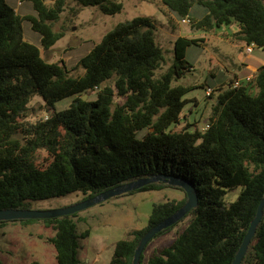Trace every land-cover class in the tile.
Returning a JSON list of instances; mask_svg holds the SVG:
<instances>
[{
  "label": "trees",
  "instance_id": "1",
  "mask_svg": "<svg viewBox=\"0 0 264 264\" xmlns=\"http://www.w3.org/2000/svg\"><path fill=\"white\" fill-rule=\"evenodd\" d=\"M21 1L30 12L19 13L16 0H0V209L31 208L34 201L75 191L88 198L150 175L176 176L195 187L197 206L156 234L189 218L146 261L142 252L140 263L231 264L264 197V64L247 85L234 86L235 80L223 72H207L200 86L211 89L207 97L216 94L204 126L194 118L173 130L171 125L183 118L189 100L184 95L192 86L172 82L191 70L187 49L202 39L176 37L172 61L157 75L166 59L155 40V24L148 16H136L91 43L72 66L47 62L40 48H50L64 35L53 24L65 0H51L50 5L47 0ZM75 1L96 5L105 14L123 7L118 0ZM160 3L172 27L185 17L192 28L204 31L237 23L235 38L264 51V0ZM27 28L36 41L26 38ZM77 67L83 73L70 75ZM92 93L93 98H82ZM35 94L48 107V116L29 122L24 115ZM66 97H72L69 104L57 109L55 102ZM38 149L51 158L44 167L35 164ZM236 185L242 187L237 198L226 203L224 193ZM165 187L183 191L154 181L120 195ZM185 200L153 203L147 224L115 241L109 264H132L140 237ZM77 214L0 220V234L10 221H41L53 231L46 239L55 249L56 264H85L79 257L80 238L89 231H78L83 218ZM241 264H264V209Z\"/></svg>",
  "mask_w": 264,
  "mask_h": 264
},
{
  "label": "rangeland",
  "instance_id": "2",
  "mask_svg": "<svg viewBox=\"0 0 264 264\" xmlns=\"http://www.w3.org/2000/svg\"><path fill=\"white\" fill-rule=\"evenodd\" d=\"M122 2L120 12L114 14L103 13L98 6H82L75 0H65L64 10L53 24V29L64 31V35L59 38L50 48H40L41 56L47 62L61 63L68 66L75 64L76 59L91 44L100 41L102 36L112 29L117 23L132 19L136 16H148L155 24V40L162 47L166 63L157 70V75L164 72L173 58V42L178 36H191L199 41V46H190L186 52V58L193 66L190 71L172 84H183L192 86L185 92L184 97L189 99L183 110L180 123H173L171 128L179 130L186 122H193L198 118V126H204L203 120L209 115L210 108L214 102L216 92L213 97L206 96V89L200 86L209 69L216 71L218 61L226 62L230 66V57L221 51L232 52L233 43L238 40L234 34L230 43H219L217 37L213 36L214 29L204 31L194 29L190 22H176L175 27L169 23L167 10L162 6L160 0H118ZM51 0H47L48 5ZM16 10L19 13H28L30 8L21 0H16ZM227 26V25H225ZM223 26V27H225ZM231 28V26H228ZM26 38L36 41L37 36L26 29ZM258 48H254L253 54H259ZM264 55V54H263ZM83 73L81 67H77L70 72V75L77 76ZM233 80V77H229ZM251 80V79H250ZM250 82V81H248ZM247 82V83H248ZM212 92V91H211ZM210 92V93H211ZM93 98L94 93L86 98ZM72 97H66L55 102L57 109L64 108ZM120 101V99L115 98ZM48 107L43 102L40 95L31 97L25 111L24 118L29 122L48 116ZM50 157L45 150L38 149L34 153L35 164L44 167ZM241 185H236L228 189L223 200L226 203L234 201ZM185 192L179 189L165 187L160 190H150L135 192L131 195H120L111 197L103 202L94 204L86 209L77 212L83 220L78 221L79 232L88 229L89 234L80 238L79 257L85 264H109L113 253V246L116 240L129 237V232L133 229H141L147 224V219L153 203H160L167 199H182ZM85 195L79 191L67 193L62 196L34 201L31 209H55L67 207L84 200ZM188 217L175 225L171 230L166 231L152 238L143 250L144 260L156 248L168 243L188 222ZM51 228L44 226L41 221H33L22 224L18 221L8 222L0 234V264H29L32 260H37L40 264H56L55 249L47 241V237L52 235Z\"/></svg>",
  "mask_w": 264,
  "mask_h": 264
},
{
  "label": "water",
  "instance_id": "3",
  "mask_svg": "<svg viewBox=\"0 0 264 264\" xmlns=\"http://www.w3.org/2000/svg\"><path fill=\"white\" fill-rule=\"evenodd\" d=\"M87 95H83V99H86ZM154 181H165L166 183L178 186L183 189L186 195V200L183 205L171 216L160 221L159 223L151 226L138 240L135 247L132 264H141L140 256L145 249L149 241L160 231L166 229L179 219H181L191 208L197 206L198 196L195 187L186 179L176 176L168 175H150L145 178L136 179L113 188L102 191L92 197L84 198V200L69 205L67 207L55 208V209H31V208H6L0 209V220H13V219H46L52 217H59L64 215L74 214L83 209H86L94 204L103 202L111 197L118 196L126 193L130 190L137 189L138 187ZM264 209V197L257 205L254 218L251 220L249 227L242 239V242L234 256L231 264H241L243 257L246 254L249 243L254 236L256 227L262 217Z\"/></svg>",
  "mask_w": 264,
  "mask_h": 264
},
{
  "label": "crops",
  "instance_id": "4",
  "mask_svg": "<svg viewBox=\"0 0 264 264\" xmlns=\"http://www.w3.org/2000/svg\"><path fill=\"white\" fill-rule=\"evenodd\" d=\"M228 26H231V28ZM238 29L239 26L237 23H232L225 27L221 26L214 29L213 36L217 37V41L219 43H230L231 36L237 32ZM233 44L235 48L232 52H226L221 49L223 53L229 55L231 68H229L226 65V62L222 60L218 61V65L213 67H217L215 68L217 69L216 72H223L225 76L233 77L235 81L238 80L241 84L247 85L245 79L248 77L252 79L257 68L264 64V51L258 48L260 53L254 55L253 50L256 47H254L252 51L248 53L245 50L246 45L242 41H237ZM210 71H212V69L208 70V72ZM250 91L254 93L255 87L251 86Z\"/></svg>",
  "mask_w": 264,
  "mask_h": 264
},
{
  "label": "built area",
  "instance_id": "5",
  "mask_svg": "<svg viewBox=\"0 0 264 264\" xmlns=\"http://www.w3.org/2000/svg\"><path fill=\"white\" fill-rule=\"evenodd\" d=\"M180 21L186 23V22H189V19L187 17H185V18H182ZM254 47H255V45L253 43H251V44L246 45L245 50H246V52L249 53V52L252 51V49ZM245 81L246 82L250 81V77H248L247 79H245ZM239 84H241L240 81H238V80L234 81V86H238ZM210 92H211V89L210 88H207L206 89V94H209Z\"/></svg>",
  "mask_w": 264,
  "mask_h": 264
}]
</instances>
